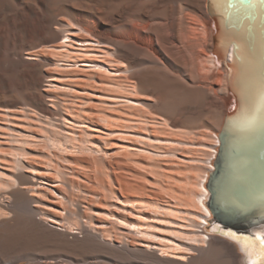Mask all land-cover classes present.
Here are the masks:
<instances>
[{
  "label": "bare ground",
  "instance_id": "6f19581e",
  "mask_svg": "<svg viewBox=\"0 0 264 264\" xmlns=\"http://www.w3.org/2000/svg\"><path fill=\"white\" fill-rule=\"evenodd\" d=\"M232 2L213 0L237 27L220 22L227 68L208 0H0V264H244L202 230L217 136L176 134L264 111V1ZM192 143L209 162L195 210L154 176Z\"/></svg>",
  "mask_w": 264,
  "mask_h": 264
},
{
  "label": "water",
  "instance_id": "95a60500",
  "mask_svg": "<svg viewBox=\"0 0 264 264\" xmlns=\"http://www.w3.org/2000/svg\"><path fill=\"white\" fill-rule=\"evenodd\" d=\"M233 0H229L230 7ZM264 1V0H263ZM247 5L249 0H241ZM215 14L212 19L215 36V51L212 55L219 65L225 64L228 48L232 49V60L238 59V46L234 39L221 35L226 26V11L217 10L213 0H208ZM224 16V18H222ZM229 43V47L226 45ZM231 73L228 69L227 81ZM239 103L231 106L218 133L219 146L209 173L206 189L209 193L206 207L210 211L209 228L215 232L231 230L238 235H253L264 231V111L261 109L252 118L241 122L238 119Z\"/></svg>",
  "mask_w": 264,
  "mask_h": 264
},
{
  "label": "rangeland",
  "instance_id": "374dc122",
  "mask_svg": "<svg viewBox=\"0 0 264 264\" xmlns=\"http://www.w3.org/2000/svg\"><path fill=\"white\" fill-rule=\"evenodd\" d=\"M26 55V52L24 53ZM212 55V54H211ZM213 56V55H212ZM27 81V80H26ZM120 90H117V94L119 95L120 94ZM203 129V128H202ZM187 130V129H186ZM204 132V133H203ZM201 135H197L194 136V135H191V133L189 132H177L176 134H178V137L175 136V138H179V139H182V140H185L186 142L188 141L189 139V142L191 143L192 142V139H195L197 138L198 141L199 140H202L203 143L204 141L210 145H214L215 144V141H216V137L215 135L217 136L218 138V133L219 131L217 129H213V128H208V127H204V130L200 132ZM199 133V134H200ZM175 134V135H176ZM194 136V137H193ZM203 136V137H202ZM200 138V139H199ZM202 138V139H201ZM196 139V143L198 142ZM205 139V140H204ZM195 141V140H193ZM198 143H202V142H198ZM193 144V143H192ZM190 144L189 146L188 145H185L184 147H177V149L179 150L178 151V154H175V155H169L168 158L166 159H169L170 163L173 164V162H177L175 163L176 165L179 164V165H171V166H167L166 168V171H161V172H157V176L154 175L155 177H157V183H156V187H155V190L157 192V194L160 196V198L163 200H166V201H169L171 203H175L178 205H185L187 206L189 204V206L191 207H188L187 208H194L197 209L196 207V199L195 201H192L194 200L193 196L191 197V194H196V191L198 193V183L200 182L199 180L201 179V177H203V175H205L206 173V167L209 166V162L207 161V156H205L206 154L204 153V151H202V147H198L197 144ZM195 145V146H194ZM188 146V147H187ZM197 146V147H196ZM176 149V147H175ZM213 150H216V153H217V148L215 149L214 147L211 148ZM211 150V151H213ZM73 155H77L75 153H72ZM204 154V155H203ZM179 155H183V157H185V159L183 161H180L178 160L177 156ZM84 157L86 159H90L92 160L94 156L90 155V154H87L85 153ZM107 159H112L111 157L107 158ZM205 159V160H204ZM113 160V159H112ZM214 162V161H213ZM213 162H212V165H213ZM179 166V167H178ZM72 168V167H71ZM143 172V170H142ZM146 174H149L151 172H149L148 170H144L143 173ZM149 172V173H148ZM171 172V173H169ZM175 172V173H173ZM203 172V173H202ZM73 173V171H70V174ZM161 173V174H160ZM168 173V174H167ZM168 175V176H165ZM152 175V176H153ZM93 176V174H92ZM158 176H159V179H158ZM165 176V177H164ZM209 176V174H208ZM208 176H207V179H208ZM171 177V178H170ZM73 179H76L74 176H72ZM123 178L124 179H127L131 182H135L136 179H131L129 178L127 175H123ZM175 178V179H174ZM171 179V180H170ZM178 179V180H177ZM207 179H206V183H207ZM140 181V180H139ZM171 181V182H170ZM81 183H86L84 180H81L80 181ZM161 183V184H160ZM164 183V184H163ZM171 183V184H170ZM174 183V185H173ZM161 185V186H160ZM166 185V186H165ZM206 186V184H205ZM158 187V188H157ZM171 187V188H170ZM177 188V189H176ZM193 190V191H192ZM160 191V192H159ZM187 191H190L188 194H187ZM195 191V192H194ZM98 193L102 194L104 193V191H101L99 190ZM161 193L163 195H161ZM181 193V194H180ZM185 193V194H184ZM77 194V192H76ZM175 194V195H174ZM185 195V196H184ZM173 198H172V197ZM179 196V197H178ZM189 196V197H188ZM184 198L181 200V198ZM166 198V199H165ZM168 198V199H167ZM172 198V199H171ZM177 199V200H176ZM190 199V201H189ZM174 200V201H173ZM180 200V201H179ZM189 201V202H187ZM181 202V204H180ZM192 204V205H190ZM194 204V205H193ZM181 205V206H182ZM184 206V207H185ZM193 206V207H192ZM183 207V208H184ZM186 208V207H185ZM207 208V207H206ZM77 223V224H76ZM71 227L73 228H76V226L78 224H80V222L78 223V221H72L71 222ZM74 224V226H73ZM76 225V226H75ZM79 228V225L77 226V229ZM204 231V234L206 236H210L212 235V233L210 232V228H209V223L207 222V225L202 229ZM78 231V230H77ZM215 235H219L218 233H215Z\"/></svg>",
  "mask_w": 264,
  "mask_h": 264
},
{
  "label": "snow or ice",
  "instance_id": "6c2138e0",
  "mask_svg": "<svg viewBox=\"0 0 264 264\" xmlns=\"http://www.w3.org/2000/svg\"><path fill=\"white\" fill-rule=\"evenodd\" d=\"M220 234L239 245V251L246 257L244 264H264V231L253 235H238L231 230L221 229Z\"/></svg>",
  "mask_w": 264,
  "mask_h": 264
}]
</instances>
